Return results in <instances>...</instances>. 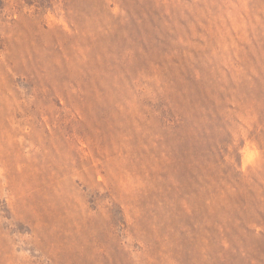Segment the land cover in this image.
<instances>
[{
    "label": "rangeland",
    "instance_id": "1",
    "mask_svg": "<svg viewBox=\"0 0 264 264\" xmlns=\"http://www.w3.org/2000/svg\"><path fill=\"white\" fill-rule=\"evenodd\" d=\"M0 264H264V0H0Z\"/></svg>",
    "mask_w": 264,
    "mask_h": 264
}]
</instances>
